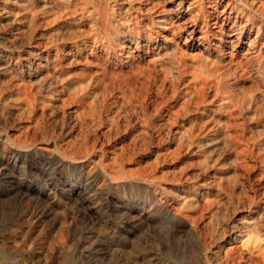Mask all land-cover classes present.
I'll use <instances>...</instances> for the list:
<instances>
[{
	"label": "rangeland",
	"instance_id": "obj_1",
	"mask_svg": "<svg viewBox=\"0 0 264 264\" xmlns=\"http://www.w3.org/2000/svg\"><path fill=\"white\" fill-rule=\"evenodd\" d=\"M61 1L60 5L70 3ZM78 1L77 11L89 16ZM41 2L0 0L1 8L14 10L12 19L25 23L19 45L29 40L31 30L61 39V28L70 18L64 13L48 17L38 12ZM86 16L76 22L78 31L65 36L68 50L80 36L78 45L84 55L87 50L81 41L88 37L91 25ZM34 17L40 26L33 29L28 18ZM11 34L10 29L0 32L6 39ZM36 40L22 54L31 51ZM82 58L75 51L66 56L63 84L54 88L59 92L50 95L47 88L31 84L38 89L40 101L55 99L54 113L47 109L43 118L51 138L24 153L25 180L0 178V264H245L253 249L264 264L263 151L254 148L243 161L228 139L217 156L204 160L195 145L178 146L177 130H189V120L181 116L169 124L165 117H156L153 106L139 120L128 115L131 124L122 117L117 129L106 123L97 126L101 89L91 100L93 110L82 111L85 117L96 118L94 123L85 126L88 129L75 125L78 101L61 103L58 98L67 94L62 89L66 82L85 84L83 76L94 72ZM25 67H16L15 73L29 81L30 68ZM249 127L252 136L262 130L260 125ZM0 130L4 137H16L13 124L0 125ZM83 155L82 160L71 158ZM254 195L258 204L250 202ZM252 230L253 237L248 234Z\"/></svg>",
	"mask_w": 264,
	"mask_h": 264
},
{
	"label": "bare ground",
	"instance_id": "obj_2",
	"mask_svg": "<svg viewBox=\"0 0 264 264\" xmlns=\"http://www.w3.org/2000/svg\"><path fill=\"white\" fill-rule=\"evenodd\" d=\"M79 1L85 6L79 7L82 11L85 8L91 18V25L86 30H89L88 37L81 41L87 50L85 55L78 45L80 36L77 40L74 38L72 49L68 50L65 45L66 34L86 16L80 9L81 15H78L76 0H68L70 3L66 6L61 3L63 7L59 3L61 0H42L38 12L47 16L52 13L55 17L64 13L67 19L70 18L61 28V39L48 34L37 35L31 30L29 40L27 38V42L22 41L20 45L17 41L20 43L24 39L25 23L12 19L15 12L9 6L0 7V32L12 31L11 39L0 36V125L13 124L17 128L14 138L4 137L0 130L3 144L0 178L25 180L28 172L24 153L35 143L51 138L43 118L47 109L54 113L55 99L48 98V103L40 101L38 89L32 85H37L40 90L47 88L50 95L59 92V89L55 91V86L64 80H61L63 61L73 51L83 56L84 64L94 69V72L82 75L85 84L66 82L62 89L67 94L57 96L58 102L78 101V108L83 109L81 113L79 109L73 112L75 125L89 126L96 119L85 117L82 111L93 110L91 100L101 89L99 98L107 115L100 110L97 126L106 123L110 129H117L122 117L135 116L139 120L140 115L145 117L149 107L153 106L156 117H165L169 124L176 123L181 116L189 120V130H177L180 135L178 146L195 145L204 160L217 156L219 148L228 139L243 156V161L254 148L264 153V0ZM33 15L36 17V12ZM35 17L28 18L33 29L39 25ZM36 38L33 49L22 54L24 47L31 46ZM25 65L30 68L29 81L16 76L18 71L15 73L16 67ZM251 125H260L262 130L252 136L247 133ZM212 133L214 138H209ZM84 145H88V141ZM85 156L71 158L75 161ZM138 177L143 179L145 175ZM249 199L258 204L255 195ZM253 232L248 234L253 237ZM233 260L237 261V257ZM261 262L254 249L245 260V264Z\"/></svg>",
	"mask_w": 264,
	"mask_h": 264
}]
</instances>
